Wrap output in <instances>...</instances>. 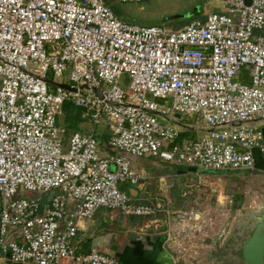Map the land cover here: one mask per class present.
I'll return each mask as SVG.
<instances>
[{"label":"built area","instance_id":"2783aa9c","mask_svg":"<svg viewBox=\"0 0 264 264\" xmlns=\"http://www.w3.org/2000/svg\"><path fill=\"white\" fill-rule=\"evenodd\" d=\"M222 5L169 29L125 22L107 0H0V263L120 264L79 252L77 239L102 209L159 212L124 190L149 179L139 160L202 174L256 170L264 0ZM66 73L70 90L54 83ZM66 103L82 111L83 130L59 123ZM191 117L199 129L181 125Z\"/></svg>","mask_w":264,"mask_h":264},{"label":"rangeland","instance_id":"374dc122","mask_svg":"<svg viewBox=\"0 0 264 264\" xmlns=\"http://www.w3.org/2000/svg\"><path fill=\"white\" fill-rule=\"evenodd\" d=\"M212 1L152 0L136 4L108 0V5L116 17L131 24L149 26L147 24L155 22V26L181 29L193 21L205 22ZM69 78V73H66L60 79H54V83L68 86ZM128 85L129 78L126 77L125 87ZM64 114L65 120H59L61 125L68 127L66 117L71 124L80 120L79 124L83 125L82 111L71 103L65 104ZM181 125H192L199 129L201 120L198 117L184 118ZM258 125L261 127L264 121ZM137 167L147 170L149 177L143 185L141 201L161 205L159 212L143 219V224L137 228L138 234L165 236L177 264H244L239 259V253L235 255L231 244L226 245L229 234L235 233L234 236H237L236 233L245 226L248 213L242 209L244 188L238 184L237 178H231L233 180L230 181V173H236L245 184L254 182L252 185L255 188V182L263 188L264 173L241 171L202 174L188 168L178 172L177 169L149 159L137 161L134 168ZM230 183L232 189L229 191ZM26 196L35 197L32 194ZM155 219L157 221L154 222Z\"/></svg>","mask_w":264,"mask_h":264},{"label":"crops","instance_id":"0c3cea01","mask_svg":"<svg viewBox=\"0 0 264 264\" xmlns=\"http://www.w3.org/2000/svg\"><path fill=\"white\" fill-rule=\"evenodd\" d=\"M151 1L152 0H149L147 2ZM222 2L223 0H214L209 3L212 6L210 5L208 14L224 12ZM140 10L144 9L140 8ZM154 24L156 23L153 22L147 25L155 26ZM261 127L264 128V125H261ZM255 158L257 161V168L253 172L263 174V155L259 152H255ZM137 170L147 171L143 167H137ZM230 174V181L233 180L231 178H237L238 184L244 188V192H242L244 194L242 196L244 201L242 209L248 212L246 222L244 223L245 226L236 233L237 236H234L235 233L229 234L230 236L226 245L229 246V244H231V247H233V245H237L242 238H245L247 231L253 224L252 217L264 211V185L262 188L257 186L255 182V188L252 185L254 182H251L252 184H245L244 180L242 181L238 178V175H235L236 173ZM228 185V190L230 191L232 185L231 183ZM240 185L237 186L239 187ZM142 188L134 187L131 191V195L135 200L144 203V201H141V195L143 193ZM239 211L242 213V210ZM116 212L118 211L99 210L91 221L81 224L77 239L79 252L86 254L92 250H96L115 257L120 264H177L175 256L168 248L165 236L162 234L149 236L138 234L137 228H139L138 226L140 225L138 220L140 219H136V217H127L123 214H118L120 212ZM153 221L155 222L157 219ZM231 239H233L232 242L230 241Z\"/></svg>","mask_w":264,"mask_h":264},{"label":"water","instance_id":"95a60500","mask_svg":"<svg viewBox=\"0 0 264 264\" xmlns=\"http://www.w3.org/2000/svg\"><path fill=\"white\" fill-rule=\"evenodd\" d=\"M248 5L252 0H245ZM70 90L68 86H64ZM253 224L246 233L245 238L237 245H233L235 253L244 264H264V211L252 217Z\"/></svg>","mask_w":264,"mask_h":264},{"label":"trees","instance_id":"16d2710c","mask_svg":"<svg viewBox=\"0 0 264 264\" xmlns=\"http://www.w3.org/2000/svg\"><path fill=\"white\" fill-rule=\"evenodd\" d=\"M107 4H108V0H107ZM64 108H65V106H64ZM67 121H68V119L66 117V123L71 130H83L84 129L83 126H81L79 124L80 120H77L76 123H73V124H71V123H69V121L68 122ZM96 134L99 136V139L101 140V144L105 143L110 138V132L108 131V128H106V126H104V125L97 128ZM169 167L177 169L178 172L179 171L184 172V170H186V167H183V166H169ZM133 188L134 187H131V186H125L124 190H126L131 195V191L133 190ZM136 219H140V220H138L140 225L143 224L144 218H136Z\"/></svg>","mask_w":264,"mask_h":264}]
</instances>
